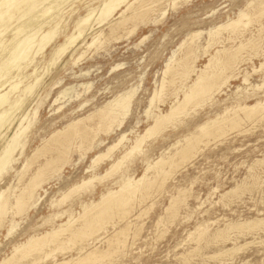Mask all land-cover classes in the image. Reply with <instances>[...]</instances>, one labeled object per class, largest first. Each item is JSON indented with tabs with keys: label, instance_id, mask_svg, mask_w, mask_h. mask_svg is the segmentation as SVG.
Segmentation results:
<instances>
[{
	"label": "rangeland",
	"instance_id": "rangeland-1",
	"mask_svg": "<svg viewBox=\"0 0 264 264\" xmlns=\"http://www.w3.org/2000/svg\"><path fill=\"white\" fill-rule=\"evenodd\" d=\"M87 1L76 0L73 5V12L69 10L70 8L66 9L69 11H66V15H63L57 37L41 53L34 55L35 60L32 65L26 69H21L24 72L32 71L35 68L42 80L38 85L39 87H37L38 91L36 90L37 88L35 89L37 95L29 103L27 113L23 117V124L26 128L21 135L17 149L0 172V194L2 190L9 188L5 194L12 200L13 193H19L20 188L28 181L32 171L43 163L44 158L49 155V153H46L43 157L42 154L33 157L34 149L39 147V145L41 147L44 144L43 142L48 137L50 138L56 130L62 129L65 126L64 124L67 125V123L80 117L84 118L80 123L81 125L83 122V125H87V122L88 124L91 122L94 124L97 110L113 100L117 94L134 88L132 103L128 115L123 119L122 124L119 127L114 126L112 132L106 133L103 129H98L93 139H82L79 137L74 139V143L70 145V153L65 156V159L58 162V166H61L58 170L59 172L46 171L44 184L40 189L38 188V194L23 215H16L11 220L9 215L12 213L11 211L8 212L5 226L0 232V263L5 257L7 258L11 255L15 245L25 241L29 235L44 232L53 225L67 221L70 214L76 218L79 213H82L81 204L98 200L101 194L106 193L110 188L118 189L121 173L124 172L125 175L136 178L142 176L146 172L145 169L148 163H154L160 157H165V154L167 156L168 153H172L175 150L172 144L178 140L183 143L182 137L194 130L197 125L208 119L215 118L217 114L227 115V113H224L226 107L235 109L237 102L240 101L248 105L254 104L256 101H261L264 104V85L257 89L251 86L253 84H261L262 80H264V67L259 70L260 72H253L254 66L259 67L260 63L264 62V16L259 17L257 15V19L253 11L258 1L178 0V2L176 0L177 2L173 6L172 0H164V4L162 3L155 10L150 11L143 19L127 23L126 25L128 26H122L119 28V32V29L113 33L110 32L107 24L100 28L95 24L93 28L96 27L97 30L96 28L93 31L91 29V31L88 30L87 34L90 33V35H87L85 40L89 42L91 35L95 31L99 33L101 29V42L97 43L99 46L96 44L94 47L88 48L83 55L84 57L82 56L76 62H74V59L82 50L79 49V53L74 52L75 54H73L70 48V51L68 50L61 56L58 63L51 67L47 66L51 48L62 42L65 39V34L74 31V22L77 16L84 15L88 6L95 7L100 3V0ZM241 10H244L249 15L248 23L245 24L244 22L247 21L246 17L242 18L243 23L237 26V30H219V32L215 33L213 39V42H215L209 46V49H207L209 51L205 52L203 46H206L209 40V30L219 24H223V22H227L229 19H236ZM253 15L256 20L252 17ZM117 16L118 14L111 20ZM133 27L134 30L129 33V30ZM196 31H201V36L199 35V37L194 39L196 42L190 43L189 34ZM232 32H235L234 35ZM114 34L118 35L117 38ZM105 35L110 36L106 38ZM239 39L241 40L240 42ZM241 43L244 46L239 52V69L234 74L236 77H231L222 87L220 93H214L213 97L208 99V101L206 100L204 105H199L200 107L196 103L195 105H189L186 110L188 116L186 113L181 114L180 117L178 116L179 118L176 117L173 120L174 123L173 121L168 123V126L155 138H148L142 144V149L145 151L141 152L142 154L134 153L117 172L103 180H94L91 188H87L88 190L81 189L82 191L79 190V193L75 192L77 195L73 193L69 199L67 198L60 205L53 203L54 200L61 197L64 191H67L83 178H88L95 173L97 175L104 174L111 161L121 155L131 141L152 124L156 114L165 113L169 109L170 104L176 99V96L179 98L183 97V88L180 87L189 85L191 83L189 80L182 85L179 81H176L175 87L167 86L163 93L160 94V98L154 101L152 96L155 90H160L161 80L167 78V74L164 76L166 64L170 61L175 64V61L181 56L180 53H184L187 45L193 44L195 53L198 56L197 67L204 68V65L207 64L211 55L216 53V50L223 48L234 50ZM100 46H102L101 49ZM257 48L259 49L257 50ZM82 49L85 50V47ZM102 49L104 51H101ZM93 54L95 55L93 56ZM222 54L223 52H220V55ZM257 54L258 56H256ZM175 56L178 58H175ZM47 67H50L48 70L50 72L46 71ZM227 72L230 73V70H227ZM245 73H248V81L246 82L243 81ZM194 77L195 75L191 78ZM27 80L31 81V78L24 79L17 91L23 87ZM177 84L180 87L175 94L174 89L178 88ZM237 88H240L238 92ZM148 109H150V113L147 114L146 111ZM240 115L243 117L240 126L232 128L229 124L224 127V135H217V138L211 136L208 137L209 139L203 137L199 141L200 143H197L198 152L195 154L196 156L185 163L183 162L184 164L179 163L178 167L171 169L170 176L167 175L168 178H165L166 180L162 185L156 183L154 187L156 188L158 185L157 189L153 187L154 189L150 190L152 193L149 192V196L147 195L143 199L139 198L140 194H136L133 212L131 211L127 216L128 218L125 217L121 220L117 217L113 218L116 227L124 226L127 221H132L134 225H130L131 230L129 229L128 231L129 234L124 248L122 247L118 250V253H113L111 257H104L105 260L103 259L102 263L97 262L98 264H264V225L259 226L260 228L258 227L259 229H254V231L253 229L251 232H248L249 230L246 231L247 235H245L246 232H240L241 235L236 231H232L230 237L234 235L232 236L233 238L231 237L232 239L229 238L225 242L218 239L215 240L217 242L210 240V242L206 243L207 241L196 240L194 238L196 234L189 236V232H193L198 224L205 221H209L207 222L209 225L211 224L209 230L214 232L216 228H223L225 227L224 224H229V222H243L251 218H264V165L257 161V159L264 160V117L257 119V121L254 118L252 120H244L243 114L240 113ZM89 117L92 120L88 119ZM15 128L16 125H11L7 131V128L4 127L0 130V134L7 131L6 134L11 135ZM20 131L21 129H18L17 135L13 137L16 138ZM123 133L126 134V137L121 144L108 157L101 159L94 168L90 169L89 166L92 159L99 153L106 151ZM202 141H204V144L201 143ZM31 159H34V163ZM254 168L255 171L257 170V176ZM155 171V168L151 167L146 172L147 177L152 178ZM242 181L247 183L244 184ZM241 182L242 184H240ZM248 183L249 187H246ZM17 184L18 187L16 186ZM250 185L253 187L250 188ZM236 186H239V191L236 194L233 192L227 195L229 197L225 196V200L221 199L224 198L221 197L223 193ZM240 186H244L246 190ZM214 188L217 189L213 190ZM181 189L184 193H182ZM187 191L190 192L188 193ZM208 194L211 196H208ZM179 195L187 199H185L184 204H179L178 211L173 217L171 211L167 210L166 207L171 203L170 201L173 200V197H180ZM222 200L223 202H221ZM63 209H67L68 212L62 216H57L53 222L51 220L43 222L47 215L49 216V214L57 213ZM139 214L140 216L137 217ZM167 215L170 217H167ZM107 229L111 231L112 226L109 224ZM246 242L248 243L247 245L245 244ZM80 243L77 242L74 246L70 245L67 249L68 251H52L48 259L38 261V264H53L55 261L61 262V260L69 259V257H76ZM53 244L46 246L48 249L44 247L42 253L36 254L35 252L29 256V259L23 258V261L15 264H26L33 261V259L38 260L43 255V252H50V248L55 249ZM94 245L99 246L101 249L107 248L105 242H97ZM244 245L246 246L244 247ZM235 246L242 249L232 252L233 254L226 252V249ZM73 247L76 248V251H74L75 248ZM224 249L225 252L223 251ZM219 252L221 254L218 255ZM111 258L113 259L111 260Z\"/></svg>",
	"mask_w": 264,
	"mask_h": 264
},
{
	"label": "bare ground",
	"instance_id": "bare-ground-1",
	"mask_svg": "<svg viewBox=\"0 0 264 264\" xmlns=\"http://www.w3.org/2000/svg\"><path fill=\"white\" fill-rule=\"evenodd\" d=\"M88 1L90 2L92 0H88ZM163 1L164 0H132V1L131 0H100V3L97 6L95 7L88 6L87 12L84 15L77 16V19L74 22V31L73 32L71 31L72 33H69V34H65V39L62 42L56 44L53 48H51L50 58H49V62L47 63L48 64L47 66L51 67L55 63H58L61 56L65 54L70 48L73 51L72 52L73 54H75L74 52L79 53L78 51L79 49L82 50L77 55V57L74 59V62L79 61L81 57L86 53L88 48L94 47L100 41V36L102 35L101 29L99 33L95 31L91 35V40L89 42H86L85 40L87 35H90V33L87 34L88 30L93 31L96 28V27L93 28L95 24L98 26V28L107 24L110 32L113 33L114 31H117L122 26L124 27V25H126L129 22L133 23L136 20L143 19L150 11L155 10L156 7L160 6L163 3ZM177 1L172 0L173 6ZM255 1H258L257 5L254 7V10H253L254 13L256 14L255 16L256 17L257 15L259 17L264 16V1L254 0V2ZM75 3H76V0H0V130L5 127L7 128V131H8V128L11 125H16V128L14 132L12 131L13 133H11V135L6 134L7 131L5 133L0 134V172L7 165L11 156L15 153L17 149V145L19 144L21 135L23 134V131L26 128L24 127V124H23V117L27 113V109L29 107L28 105H30L29 103L33 101V98H35V96L37 95L35 93V89L39 87L38 85L39 83H41V80H42V77L39 74H37L35 68L32 71H24V72H22L21 69L22 68L26 69L28 66L32 65L35 60L34 55L41 53L57 37V35L59 34L60 27H61V22L63 20V15H66V13L69 10L73 12L74 11L73 5ZM67 8H70V9L66 10ZM116 14H118V16L114 18L113 20H111ZM246 17H247V21H244L245 24H247L249 21V15L245 13L244 10H241L236 19H229L227 22H223V24H219L215 28L210 29L209 35H208L209 40L207 39L208 40L207 45L203 46L204 51L206 52L207 49H209V46L215 42V41L213 42L215 33L219 32V30L221 29H228V30L231 29L232 31L237 30L238 29L237 26L243 23L242 18H246ZM252 17H254V15ZM260 27L263 29L264 26L263 27L260 26ZM245 28H246V25H245ZM133 30H134V27L131 30H129V33L132 32ZM119 31L120 29L118 30V32ZM200 34H201V31L190 33L189 34L190 39H191L190 43L194 42L195 41L194 39H196V37H199ZM245 34L247 33L245 32ZM105 36L107 38L110 35L108 36L105 35ZM240 41L241 40L239 39V42ZM79 42L81 43L77 44ZM107 42H110V41H107ZM102 45L104 46L103 43ZM243 46L244 45L241 43V45H238L237 49L233 48L234 50H229L230 48L229 49L228 48L227 49L218 48L219 50H216L215 51L216 53L214 55H211L207 64L204 65V68L197 67L196 61H197L198 56L195 53L193 44L187 45L184 53L183 54L180 53L181 56L179 58L176 57L177 55H179L176 53L177 55L175 56V58H178L177 61H175V64H172V61H170L169 63L166 64V68L164 66L165 68L164 76L165 74H167V78L166 79L163 78V80H161L162 82L160 81L161 82L160 90L159 91L155 90L152 97H153V101L157 98H160V94L163 93V91L165 90L167 86H174V87L176 86V81L177 82L179 81L182 85L184 82L189 80V82H191L189 85L186 84L187 86L184 85L180 87L177 84L178 88L174 89V93L176 94L179 87L183 88L182 90L183 97L179 98L176 96L175 97L176 99L174 98L175 100L170 104L169 109L165 113L156 114L153 118L152 124H150L144 130L142 134H139L138 136H136L134 140L131 141L129 146L126 148V150L123 151L121 155H119L117 158L111 161L110 165L108 166L104 174L100 175L98 173L99 175H97L95 173V174H92L88 178H83L81 181L71 186L67 191H64L61 197L59 199L54 200L53 203L56 205H60L64 203L67 198L69 199L73 193L76 194L75 192L79 193L78 191L79 190L82 191L81 189L85 190L87 188H91L94 180L96 179H98L99 181L103 180L104 178L117 172L119 169L122 168L123 165H125V163L132 157L134 153L139 154L145 151L142 149V144L146 142L148 138H151V137L155 138V136L161 133V131L166 126H168L167 125L168 123L170 122L172 123V121L176 117L178 116L180 117L181 114L182 115L185 114L189 105L191 104L195 105V103L197 104V106L201 104L204 105V102L206 100L208 101V99H211L214 93H220L222 91V87L228 82V80L231 77L235 76L234 75L235 71L239 69L238 56ZM84 47H85V50L82 49ZM101 47L102 46H100V49ZM258 49L259 48H257V50ZM101 51H104V50L102 49ZM220 52H223V54L220 55ZM94 55L95 54H93V56ZM256 56H258V54ZM72 66H73V63H72ZM50 67H47V70L46 69L45 70L48 71ZM262 67H264V62H261L259 67L254 66L253 72L259 71ZM227 70L228 71L230 70V73H228ZM193 75H195V77L191 78ZM26 78H31V81L27 80V82L23 84V87L17 91L19 85L23 83L24 79ZM243 81L244 82L248 81V73H245ZM40 85L42 86V84ZM263 85H264V80H262L261 84H253L251 86L254 88L256 87L257 89ZM239 89L240 88H237V92L239 91ZM36 90L38 91V88ZM134 92H135V89L131 88L126 92L117 94L113 100L104 104L99 110L96 111L97 113L96 121L94 124L92 122L91 123L89 122L90 124H88L87 120L90 119L89 117L87 120H85L87 122V125H83L84 122L81 125L80 123L84 118L80 117L77 120L67 123V125L64 124L65 126L62 129L56 130L55 132L53 131L54 133L50 136V138L48 137L49 139L47 138L48 140L46 139V141L43 142L44 144L41 147L38 144L39 147L34 149L32 156L34 157L35 155L38 156L42 154V157H43V155H46V153L47 154L49 153V155H47L46 158H44L45 160L43 161V163L41 164L39 163L40 165L37 168H35L34 171H32L31 175L29 173L30 177L28 181L25 184H23L22 187L20 186L21 188L19 190V193H15L14 191H13L14 193L12 192L13 193L12 200H10V197L6 196L5 194L6 191L8 192L9 188L7 190L1 191V194H0V232L5 226L7 214L9 211H11L12 213L11 215H9L11 216L10 219L13 220L16 215H21V214L23 215L29 209L30 205L33 203V199L38 194L37 193L38 188L40 189L42 185L44 184V181H45L44 175L46 171L50 170V171L57 172L61 168V166H58V162L61 161L62 159H65V156L68 153H70L69 152L70 145L74 143L73 141L75 138L78 139L79 137L82 139H93L98 129L100 130L103 129L106 133H108L114 130V126L119 127L122 124L123 119L128 115L129 108L132 103V98L134 96ZM146 113L147 114L150 113V109H148ZM224 113H227V115L217 114L215 118L208 119L204 121L203 123L197 125L194 130H192L190 133H187L185 137H182L183 143H181V140H178L175 143H173L172 147L174 146L175 150L174 151L172 150L173 152L171 151L172 153L170 154L168 153L169 155L167 154L166 156L165 154V157L164 156L160 157L154 163H148L145 169L146 172L150 170L151 167L153 169L155 168L156 170L152 178L147 177L146 172L142 176L136 178V177L127 176L122 171L123 173H121V181L118 182L119 183L118 189L110 188L109 190H107L106 193L101 194L98 200L90 201V203L81 204L82 213H79V215L76 218L74 216H71L70 214L67 221L58 223L55 226L53 225L50 229L45 230L44 232L29 235L25 241L15 245L13 247L11 255L7 258L5 257V259L1 261L0 264H9V263L15 264V263H18L19 261H23L22 260L23 258L29 259V256H31L35 252L36 254L42 253V251L44 250V247L46 246L48 247L52 243H54L53 245L55 249L50 248L51 247L50 246L49 247L51 249L50 252L45 251L43 252V255H41L38 258V260L33 259V261H31L30 263H26V264H36V263L38 264V261H44L48 259V257L52 254V251H56V250L66 251L70 247V245L74 246V244L77 242H81V243L80 245L77 244L79 245V247L77 248V253H76L77 256L75 255L76 257L72 256L71 258L69 257V259H66L63 261L61 260V262L55 261L53 264H92V263L95 264L97 262L100 263L101 261H103V259L105 260L104 257L106 256L111 257L113 253H116L122 247L124 248L126 239L129 234L128 231L129 229L131 230L130 225L133 224L132 221H127V223L124 224V226L116 227V223L114 222L115 220H113V218L117 217L118 219L121 220L127 217L131 213L133 206L135 205L134 201H135L136 194H140L139 198L144 199V197L147 196L149 192H151L150 190L154 187V185H156V183H158L159 185L160 184L162 185V183L166 180L165 178L167 177V175L171 173V169L178 167L179 163L182 164L183 162L185 163L189 161L191 158H194V156H196L195 154L198 152L197 143H200L199 141H201L203 137H207V139H209L208 137H211V136L217 138L220 134H223V131L225 129L224 127L229 124L232 128H235V127L237 128L238 125L240 126L241 121H243V117L240 115V113L243 114L245 118L244 120L246 119L252 120V118H254L257 121V119L263 118L264 117V104L261 101H256V103L248 105L245 102L241 103L240 101V102H237L235 109L231 107L230 108L226 107L224 109ZM93 117L95 116L93 115ZM18 129H21V131L18 134V136L14 138L13 136L17 135ZM125 137H126V134L123 133L117 141H115L112 145H110L106 149V151L96 155L92 159V162L90 163V166H89L90 169L94 168L101 159L108 157L110 153L114 151V149L118 147L119 144H121V142L125 139ZM201 143L204 144V141H202ZM178 144L180 145L178 146ZM33 160L31 159V161ZM257 161L261 162V164L263 163L264 165V162H263L264 160L257 159ZM254 164L256 165V163ZM254 171H255V168H254ZM255 175L257 176V172ZM242 182L240 184H242ZM249 183H248V186L246 187H249ZM18 184L16 185L17 187H18ZM244 186L242 187L240 186V187L244 189L245 188ZM157 187L158 185L156 186V188L155 187L154 188L157 189ZM252 187L253 186H251L250 188ZM215 189L217 188H214L213 190ZM238 189H239V186H236V187L229 189L222 195L220 194L221 197H224L221 199L225 200V196L230 195L233 192H235L236 194L237 191H239ZM182 193H184L183 190H182ZM208 196H211V195L208 194ZM185 199L187 198H185L184 196H180V197H173V200L170 201L171 203L168 204V207L166 208L167 210L171 211V214L173 217L174 215H176L178 211L179 204L181 203L184 204ZM221 202H223V200ZM68 210L63 209L61 211H58L57 213L49 214V216L47 215V217L44 218L43 222H46V221L49 222L50 220L53 222L57 216L58 217L62 216L63 214L67 213ZM167 214H168V211H167ZM139 216L140 214L137 217ZM167 217H170V216L167 215ZM167 217H166V220H167ZM207 222L205 221L204 223L198 224V226H196L193 232H189V236L190 235L192 236V234L193 235L196 234L194 237L196 240L207 241L206 243L210 242V240L215 241L218 239L225 242L227 239L234 236L232 235L230 237L232 231H236L240 233V232H246L248 230H249L248 232H251L252 229L253 231L254 229L255 230L259 229L260 228L259 226L264 225V218L262 217L251 218L248 220H244L243 222H233V223L229 222V224H224L225 227L223 228H216L214 232H210L209 226L211 224L209 225ZM40 224L38 225L40 226ZM109 224L110 226H112V230L110 229L111 231L107 229V226ZM187 233H188V230H187ZM245 235H247V232L245 233ZM236 241H237V238H236ZM97 242H105L107 244L106 245L107 248L101 249L99 246H95L94 243H97ZM245 244L247 245L248 243L246 242ZM246 245H244V247ZM241 246L243 247V245ZM240 248L241 247H236V246L232 248L230 247V249H226V252H231V253L236 252ZM74 251H76V248ZM223 251L225 252V249ZM219 254H221V252H219L218 255ZM112 259L113 258H111V260Z\"/></svg>",
	"mask_w": 264,
	"mask_h": 264
}]
</instances>
